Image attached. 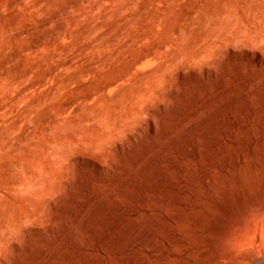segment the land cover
<instances>
[{
	"label": "rangeland",
	"instance_id": "rangeland-1",
	"mask_svg": "<svg viewBox=\"0 0 264 264\" xmlns=\"http://www.w3.org/2000/svg\"><path fill=\"white\" fill-rule=\"evenodd\" d=\"M262 54L264 0H0V264L250 253Z\"/></svg>",
	"mask_w": 264,
	"mask_h": 264
},
{
	"label": "bare ground",
	"instance_id": "bare-ground-1",
	"mask_svg": "<svg viewBox=\"0 0 264 264\" xmlns=\"http://www.w3.org/2000/svg\"><path fill=\"white\" fill-rule=\"evenodd\" d=\"M259 59L262 62L264 54L259 55ZM151 124L152 126L156 125L154 119H152ZM260 217L264 219V197L245 204L242 209L232 208L229 213L226 236L232 242L231 245L242 247L249 244L245 247H249L251 252L247 254L237 252L225 254L220 249L213 264H248L251 260L254 261V264H264V256L261 257L257 254L264 243V236L259 234L258 226H255L256 220Z\"/></svg>",
	"mask_w": 264,
	"mask_h": 264
}]
</instances>
